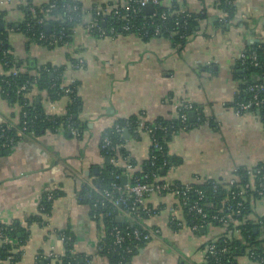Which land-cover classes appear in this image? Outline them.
Wrapping results in <instances>:
<instances>
[{
    "label": "crops",
    "instance_id": "0c3cea01",
    "mask_svg": "<svg viewBox=\"0 0 264 264\" xmlns=\"http://www.w3.org/2000/svg\"><path fill=\"white\" fill-rule=\"evenodd\" d=\"M49 1L33 3L39 6ZM79 1L88 22L94 7L105 4L110 9L123 0ZM179 1L191 13L204 11L208 15L183 48L167 39L146 41L135 34L96 37L85 30L84 24L75 27L70 42L50 48L16 28L8 29L12 55L39 65H66L64 80L78 81L77 93L83 103L79 115L84 124L82 137L63 130H44L24 137L7 149L10 152L0 154V222L19 221L30 233L26 243L15 250L21 254L20 264H39L35 259L39 253H63L65 245L57 235L60 230L71 232L77 252L95 254L100 221L93 217L91 206L78 199L77 191L81 185H95L105 162L101 134L120 118L142 112L151 121L160 116L173 118L177 105L190 101L201 108L207 121L217 122L216 128L208 122L198 124L201 114L196 109L197 118L191 120L196 125L169 140V152L183 162L168 176L181 184L206 178L230 179L235 168L264 163V125L259 113L237 114L232 104L239 88L233 69L237 57L256 44L254 40L264 41V0H234L236 15L227 32L216 25L220 12L216 0ZM24 2L0 0V11H8L6 19L14 26L23 19L20 5ZM163 3L169 6L171 0ZM71 58H83L84 67L71 70ZM3 73L0 64V75ZM32 94L39 92L34 90ZM41 94L44 110L53 112L47 92ZM69 100L68 96L60 98L55 112L64 115ZM19 111L17 104H9L1 96L0 86V122L15 123ZM125 139V147L138 162L149 157L152 142L147 132H141L139 138L129 134ZM55 189L63 195L54 200L51 213L43 216L44 222L28 223L29 217L39 214L43 194ZM145 205L156 209L157 214L141 224L160 227L161 236L142 247L127 264L203 263L204 244L219 236L221 227L212 226L205 234L188 226L173 230L168 222L170 210L175 208L177 216L183 218L173 194H152ZM263 215L264 199L253 200L248 218L257 221ZM122 218L127 220L126 216ZM91 264L113 263L94 256Z\"/></svg>",
    "mask_w": 264,
    "mask_h": 264
},
{
    "label": "trees",
    "instance_id": "16d2710c",
    "mask_svg": "<svg viewBox=\"0 0 264 264\" xmlns=\"http://www.w3.org/2000/svg\"><path fill=\"white\" fill-rule=\"evenodd\" d=\"M216 2V7L218 10H222L226 14L228 22L222 26V29L224 32H227L233 25V20L236 15V6L234 4V0H231V2L229 0H216ZM52 5L54 7L51 9V11L46 12V9ZM74 5H77L80 8L78 10H70L69 7L72 9ZM180 5L181 3L179 0H173L171 6H166L164 4L158 6L155 10L158 14L156 18L153 19L154 23H151L150 17L144 18V12L140 13L135 19V24L137 27L143 26L144 28L142 32L138 34L139 37L146 41L151 40L154 35L155 28L161 21L159 16L161 13L167 12L168 17L165 20V30H167V32L163 34V37L170 38L173 45L177 48L185 47L189 38L198 32V27L201 20L206 19L208 15L206 13H191L188 10H185L183 13H177V10H180ZM107 6L108 5L104 4V6H101L100 8L103 9V11H107ZM97 8L98 7H94L92 9V17L97 16ZM20 10L23 12V19L21 22H19L18 26H14V24H11V22L7 21L6 17L8 11H0V24L3 23L5 25L4 28L0 27V64L5 60L9 61V66L3 67L4 73L0 75L1 96L9 104H17L20 108L18 119L15 123H9L6 121L0 122V134L2 133V128L6 129L5 136H0V143H3L8 137H13L18 143L22 137L18 135L17 130L23 126L25 120L28 122V126L25 131L26 136L38 134L44 130L58 131L56 129L58 128V125L61 123L66 124L68 121L73 122L74 125L81 130L83 135L84 124L79 118L83 103L77 93L78 81L74 84L75 92L68 95L70 100L67 105L66 113L64 115L54 117V120L57 122L56 124H53L49 121L48 116L45 114L44 106L41 102V93L43 91L47 92V96L51 100H57L65 96L64 89L60 86L62 84V77L64 76L67 66L62 65L56 67L51 64L39 65L32 59H27L25 62L23 60L17 59L14 55H12L11 52H9V54H4V51H10V45L8 41V29L10 27L24 32L30 40L36 43H42L43 45L47 44L39 40L40 31L45 32L47 35H60V33L63 32L64 36L62 40H60L55 46L48 47L53 48L67 44L74 36L75 27L87 23L85 20V9L83 8L82 3L79 0H51L38 6L33 3V0H25V2L20 5ZM46 15L49 16V18L46 19V22L44 24H38V20L40 18L46 17ZM103 19L106 21L105 23H103ZM47 25L51 26L50 31L47 30ZM216 25L220 26L218 20ZM112 26L115 27L117 32H121L122 34L135 33V29L131 31L121 30V23H116L111 14L103 13V15L99 16V27L106 29L107 33H109V28ZM173 32L174 34L170 36ZM99 33L100 32L98 28L93 30L94 36L99 37ZM250 50H256L257 61L259 64L255 66L252 64L250 59H247L245 62L241 59H238L235 62L233 69L235 76L239 81V88L235 95V99L232 102L233 106H235L236 102H247L253 98L254 93L248 90L250 84L264 83V41L254 44ZM71 60L74 59L71 58ZM24 66L25 68H23ZM13 67L20 69L18 75L14 78L12 75L7 74L9 73L8 71ZM24 83H28L26 90L18 93V88ZM54 83H56V85H53ZM34 90H37L39 94H32ZM27 93H31V95H27ZM38 97H40L39 102H37ZM262 97H264V95H262ZM181 107L182 105L177 108V115L173 118L160 116L151 121L144 118L145 113L142 112L138 115L120 118L113 127L103 131L100 144L103 143L102 140L104 137L110 138L111 147H116L117 150H112L111 147L108 148L107 156L112 158L116 157L118 163L116 164L112 160L107 161V159H105L95 185L92 186L89 184H84L79 187L77 191V197L80 201L88 203L91 206L92 213L95 211L94 203L97 201L101 202L103 198L101 193L104 190H111L114 196H119V192L113 188V184L117 183L118 185H124L122 178L126 173L125 164H130L134 169L133 178L130 179L131 183L133 184L136 182L153 183L154 176L156 174L162 178L166 177L170 172L171 167L182 164L183 159L181 157L172 155L169 152L168 142L172 136L179 131H188L192 129L193 126L196 125V122H192L189 119L190 111H187V121H183L181 118ZM194 109H197L201 114L198 124H204L208 122L210 126L214 128L217 127L216 122L212 120L207 121L204 118L201 113V108H198L197 105H194ZM23 112L25 115H23ZM142 118L144 119L145 126H148L152 129L154 138L158 142L159 147H151L149 157L142 162H138L125 147L126 139L123 137V134L124 130L128 129L131 137L139 138L141 133L139 132V126L142 122ZM261 119L264 123V117ZM116 125H119L122 128L121 132L117 131ZM5 150L7 149H3L1 154ZM263 164L264 163H260L253 169L256 187L258 184L257 179L260 176L256 173V171L257 168ZM234 174L236 175V178L232 185L223 182L222 178H206L202 182L193 184L194 189L202 190L205 193V197L200 201L201 204H203L204 212L207 214L205 220L212 219V216L216 213V210L223 206V202L228 205L235 206L236 200H233L231 196L228 195L229 192L227 191V186H230V190L232 191H238L249 180H251L247 167H238ZM117 175L120 177L117 178ZM174 182L181 184L178 181ZM50 193L53 194V198L48 200V198H46L47 192L44 193L43 199L41 201V209L39 208V214L29 217L26 220L28 223L37 221L42 224L44 222L43 216L49 215L51 213L54 200L63 195V192L58 189L50 191ZM252 195L253 198H248L244 202L245 208L243 209V213L238 217L240 220L244 221L239 226V229L241 230L240 235L242 236V239H247L248 241L257 244L260 248L259 250L264 252V241L260 239L263 230L262 226L259 224V222L248 218L252 201L261 198V196H259L255 190L252 191ZM130 197H133V195ZM197 198L198 195L196 192L191 191L189 193L190 204L193 203ZM133 206L134 205L129 202L128 208H126L128 211L132 212V221L129 220L128 217V221H118V216L123 215L118 209L116 210L112 219H107V217L105 218V220H108L110 224L108 232L113 226H119L124 229L128 227V230H133L134 228L138 227L141 230H144V227L146 226L142 225L141 221L157 214V210L154 208L147 207L144 210L141 206L135 210H132L131 207ZM122 208V206H119V209ZM107 210L108 207L99 208L97 211L107 212ZM183 218L187 222L188 226H192L194 223H200L203 220L201 214L189 212L187 208H185ZM261 219L264 222V215L259 216L257 220ZM213 225L221 227V224L215 221H213ZM1 229L4 231V234L15 237L18 243L0 245V264H20L21 254L19 252L16 253L15 250L26 243L30 235L29 231L25 229L19 221H14L11 225L0 222V230ZM255 230H257V233ZM58 233H65L66 235H71L73 238V235L68 230H60ZM224 235L226 236H222L220 238L219 245H225L223 239H226V246H228L230 250V254L227 255L228 258L226 261L229 264H237L235 257L243 254L241 240L236 237L233 232V228L231 227H228ZM145 245L146 244L140 243V248L137 250V252ZM65 247L67 253L62 260L57 262L58 264H85V262H83V254H72L70 252L72 249L75 250L74 239L73 242L67 243ZM8 259L10 260L9 262L7 261ZM118 259V255L110 256V261L113 264H117ZM130 260L131 258H128L127 263ZM214 261L215 260L213 258H210L209 264H215Z\"/></svg>",
    "mask_w": 264,
    "mask_h": 264
},
{
    "label": "built area",
    "instance_id": "2783aa9c",
    "mask_svg": "<svg viewBox=\"0 0 264 264\" xmlns=\"http://www.w3.org/2000/svg\"><path fill=\"white\" fill-rule=\"evenodd\" d=\"M165 0H123L121 3H117L110 9L104 10L101 8H97V16L92 17L87 23L84 24L85 30L93 35V30L95 28L99 29V37H105V36H119L122 33L117 32L115 27L112 26L109 28V33H107L106 29H103L99 27V16L104 14H111L112 18L115 20L116 23L120 24L121 23V30L124 31H131L135 29V35L139 36L138 34L142 32L144 29L143 26L137 27L135 24V19L139 16L140 13L144 12V18L150 17L151 23H154L153 19L156 18L157 12L155 11L158 6L161 4H164ZM171 3L169 6H171ZM231 2V0H229ZM148 4H152L154 6V11L150 14H147L144 11V7ZM54 6H50L48 9H46V12H50L51 9ZM80 7L77 5H74V7L70 10H78ZM33 10V9H32ZM185 8L183 5H180V10H177V13H183L185 12ZM175 12V11H174ZM201 13H205L204 11ZM168 14L167 12L161 13L159 16V19H161L159 25L154 30V35L152 39L156 38H163L170 40V38H165L163 37V34L167 32L165 30V20L167 19ZM49 16L46 15V17L40 18L38 20V24H44L46 22V19H48ZM5 19V18H4ZM217 20L220 24L218 26L220 29L224 24L228 22L226 18V14L224 11L220 10L219 16L217 17ZM106 21L103 19V23ZM174 32L170 35L172 36ZM64 36V33L61 32L60 35L52 34V35H47L45 32L40 31L39 33V40L41 42H44L47 45H43L42 43H39L41 46H55L56 44L59 43L60 40H62ZM94 36V35H93ZM151 39V40H152ZM252 48V47H251ZM10 51H4V54H9ZM241 59L242 61H246L247 59H250L252 64L255 66L258 65L257 61V53L256 50H250V48L245 49L240 52L239 56L237 57V60ZM84 59L83 58H76L72 60L70 63V69L71 70H79L84 67ZM1 65L3 67L9 66V61L5 60L3 63L1 62ZM20 69L17 67H13L10 69L7 73L9 75H12L13 78L16 77L19 73ZM38 76V75H37ZM77 81L75 79H71L70 81H65L64 76L62 77V84L61 88L64 89L65 96H68L69 94L75 92V83ZM11 84V82H10ZM28 83H24L21 85L17 92L21 93L22 91L26 90ZM53 85H56L54 83ZM74 85V88H73ZM248 90L253 92V98L250 99L247 102H236L234 109L237 112V114H243L246 112H253V113H259L260 117H264V83H255V84H250L248 87ZM27 95H31V93H27ZM57 100H51L52 103V109L53 112L47 113L45 111V114L48 116V119L51 123L56 124L57 122L54 120L55 116H60L55 112V104H58ZM182 105L181 110V118L183 121H187L188 115L187 111H194V106L190 101H181L178 105L177 108ZM257 109V110H255ZM23 115L25 113L23 112ZM189 119H190V113H189ZM213 121V120H212ZM215 122V121H214ZM217 123V122H216ZM209 124V123H208ZM264 125V123H263ZM28 126L27 120L24 121L23 126L17 130L18 135L21 136L23 139L24 136L26 137L25 131ZM117 131L121 132L122 128L119 125H116ZM58 131L63 130V131H68L70 134L73 136L80 138L82 137V132L81 130L74 125L73 122L68 121L66 124L61 123L58 125V128H56ZM2 133L0 136L4 137L5 136V128H2ZM104 131V130H103ZM147 132L150 137H151V142L152 145L151 147L158 148L159 144L154 138V134L152 132V129L149 128L148 126H145L144 124V119L142 118V122L140 123L139 126V132ZM103 133V132H102ZM102 137V134H101ZM103 143L100 144V150L102 152V155L105 157V159L112 160L114 163H118L116 157L112 158L107 156L108 151L107 149L111 147V140L108 137L103 138ZM17 144V141L14 140L12 137H8L3 143H0V154L3 151V149H9L14 147ZM112 150H117L116 147H111ZM105 152H104V151ZM126 166V173L125 175L127 176V182L124 183V185H118L117 183L113 184V188L115 190H118L119 196L116 197L113 195V192L111 190H104L101 195H102V200L101 202L97 201L94 203L95 206V211L92 213L93 217L96 220L100 221V237L98 240V244L96 247V252L94 255L91 254H83V262L85 264H91L92 259L94 256L96 257H105L110 260L111 255H118L119 259L117 261V264H127V259L132 258L136 253L137 250L140 248L139 244H148L151 241L160 238L161 236V228L158 226L154 227H144V230H141L140 228H134L133 230H128L129 228H121L119 226H113L110 231L108 232V228L110 227L109 221L105 220L107 219H112L114 217V214L116 210H120L122 212L118 217L126 216L129 218V220L132 221V212L128 211L126 208H128V203L131 202L134 206L131 207L132 210H135L139 207H143L145 210L147 206L145 205L146 199L151 196L152 194H173L176 196L178 199V209H180L183 212L185 208L188 209L189 212H196L198 214L202 215V222L200 223H194L192 226H188L187 222L185 221L184 218H180L176 214V209L172 208L170 210V216L168 219L169 224L172 226L173 230H179L182 227L188 226L190 227L194 232H199L201 228L205 227L206 229L214 226L213 221L220 223L221 224V229L222 233L214 238H211L208 240L203 247L204 250V258H203V263H191V264H209L210 258H213L215 261V264H229L226 259L228 258L227 255L230 254L229 247L226 246L227 241L226 239H223L225 245L220 246V238L225 234V231L228 229V227L233 228V232L236 235L238 239L241 240V248L243 254L236 256V262L237 264H242L243 260L245 261V264H264V252H261L259 249V246L257 244H254L253 242L248 241L247 239H242V236L240 235L241 230L239 229V226L244 222L240 220L238 217L243 213V209L245 208L244 202L248 198H253L252 191L255 190L257 191L258 195L261 196L260 200L264 199V164L260 165L257 168L256 173L259 176L257 179L258 184L256 187V182L254 180V175H253V169L248 168V174L250 175L251 180H249L240 190L235 191V190H230L231 187L227 186V191L229 192V196L233 200H236L235 206L228 205L223 202V206L219 209L216 210V213L212 216V219L210 220H205L207 217V214L203 210V204H201V200L205 197V193L202 190L199 189H194L193 184H178L175 183L174 180H172L168 175L166 177H161L158 174L154 176V182L153 183H142V182H136V183H131L130 179L133 178L134 175V169L130 164H125ZM177 166L171 167L170 170L176 168ZM237 171V168L233 170L232 177L230 179L223 177L222 181L233 184L236 178V175L234 174ZM169 174V173H168ZM120 176L117 175V178ZM191 191L196 192L198 195V198L190 204V199H189V193ZM133 197H130L132 196ZM46 198L48 200L53 198V194L47 192ZM43 199V196L40 199L39 203V208L41 209V201ZM226 201V200H225ZM119 206H122V209H119ZM108 207L107 212H98L97 210L99 208H106ZM149 211V210H148ZM14 222V221H13ZM13 222L9 223L8 225L13 224ZM259 224L262 226V233L260 236V239L264 241V222L263 220H257ZM6 224V223H5ZM57 235L60 237V239L63 241L64 245L67 243L73 242V238L71 235H66L65 233L59 234L57 232ZM111 238V239H110ZM17 244L18 241L16 240L15 237H12L10 235L4 234V231L1 229L0 230V245L3 244ZM72 254H78L76 250L72 249L70 251ZM67 253L66 247L65 251L63 253H57L54 251L50 252H43L39 253L36 256V261L37 263L43 262L44 264H58L60 260H62ZM11 258V257H10ZM8 262L10 261L9 259L7 260Z\"/></svg>",
    "mask_w": 264,
    "mask_h": 264
},
{
    "label": "water",
    "instance_id": "95a60500",
    "mask_svg": "<svg viewBox=\"0 0 264 264\" xmlns=\"http://www.w3.org/2000/svg\"><path fill=\"white\" fill-rule=\"evenodd\" d=\"M144 11L147 14H150V13H152L154 11V6L152 4H148V5H146L144 7ZM0 27L4 28L5 25L2 23V24H0ZM46 28H47L48 31L51 30V26L50 25H47ZM256 42L258 43L257 39L254 40V43H256ZM39 101H40V97L37 98V102H39ZM196 118H197V112L196 111H191L190 112V120H195ZM124 137L125 138L129 137V130L128 129L124 130ZM6 152H10V151L7 150ZM107 161H109V160L107 159ZM94 171L97 172L98 171V167L94 168ZM122 181H123V183L127 182V176L126 175L123 176ZM117 219H118V221H121V222L124 221V218H122V217H118ZM200 232L205 234L207 232V229L205 227H203V228L200 229ZM255 232L257 233V230H255ZM41 264H44V263L42 262Z\"/></svg>",
    "mask_w": 264,
    "mask_h": 264
}]
</instances>
